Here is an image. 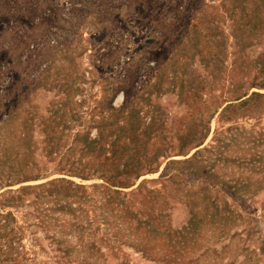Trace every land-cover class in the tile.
Here are the masks:
<instances>
[{
	"label": "rangeland",
	"instance_id": "obj_1",
	"mask_svg": "<svg viewBox=\"0 0 264 264\" xmlns=\"http://www.w3.org/2000/svg\"><path fill=\"white\" fill-rule=\"evenodd\" d=\"M0 264H264V0H0Z\"/></svg>",
	"mask_w": 264,
	"mask_h": 264
}]
</instances>
